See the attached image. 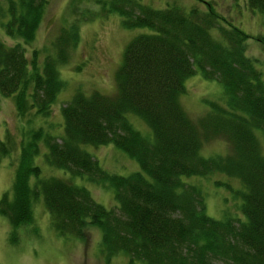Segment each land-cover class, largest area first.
I'll list each match as a JSON object with an SVG mask.
<instances>
[{"label": "trees", "instance_id": "16d2710c", "mask_svg": "<svg viewBox=\"0 0 264 264\" xmlns=\"http://www.w3.org/2000/svg\"><path fill=\"white\" fill-rule=\"evenodd\" d=\"M3 1L2 32L19 41H0V98L10 96L21 116L31 109L45 116L63 85L56 66L66 61L74 29L62 27L50 44L52 52L37 64L36 51L26 59L23 44H30L47 0ZM109 3L122 16V26L147 31L125 42L113 73L115 93L76 90L59 107L61 135L39 126L26 132L10 188L0 194V215L12 229L29 223L30 200L40 194L54 231L83 240V229L95 225L107 257L120 252L141 264H264V80L243 51L248 36L220 18L209 2L205 10L157 9L136 0ZM246 6L264 14V0H246ZM255 40L264 45V36ZM196 71L219 84L220 98L205 100V112L192 119L178 98L183 81ZM127 114L141 119L149 136L132 128ZM215 137L224 140L227 151L200 155L203 143ZM37 141L44 144L47 165L104 184L116 206L94 202L82 185L41 177L31 163ZM109 141L137 162L138 171L105 172L80 147ZM6 149L0 142V155ZM215 171L238 178L240 217H208L201 190L182 179Z\"/></svg>", "mask_w": 264, "mask_h": 264}, {"label": "rangeland", "instance_id": "374dc122", "mask_svg": "<svg viewBox=\"0 0 264 264\" xmlns=\"http://www.w3.org/2000/svg\"><path fill=\"white\" fill-rule=\"evenodd\" d=\"M110 0H47L44 5L40 22L36 27L30 44H23L26 59H30L32 49L35 61L41 63L44 54L52 52L50 44L62 27L74 29L75 42L68 46L66 61L56 66L58 78L63 81L62 87L56 93L49 112L41 115L25 111L24 115L17 114L10 96L0 98V142L6 146V153L0 155V194L9 190L13 180V170L19 159V148L29 138L30 130L36 127L50 135L61 133V114L59 107L76 92L83 94L99 91L102 95L115 93L113 73L120 63L121 51L127 40L135 33L145 32L146 28H128L121 24L122 16L110 7ZM152 8L178 6L180 9L197 6L206 9V3L220 18L229 21L231 26L240 28L248 38L245 40V56L253 58L255 68L264 80V45L255 40L264 36V14L250 9L246 0H136ZM5 1L0 0L4 7ZM119 4V3H117ZM1 18V17H0ZM3 18V17H2ZM219 18L221 24L225 23ZM4 19V18H3ZM216 37L214 29L210 30ZM0 41L6 45L19 41L16 37H7L0 26ZM184 92L180 93L178 103L186 116L197 119L205 112V100L220 98L219 84L213 79L204 80L197 71L183 81ZM132 128L142 136H149L148 129L141 119L127 114ZM125 116V117H126ZM37 152L31 158V163L39 166V175L62 178L74 185H82L92 196L94 202L113 208L116 203L110 188L104 184L88 181L86 176L72 175L66 170L47 165L44 161V144L37 141ZM81 149L90 153L99 167L105 172L116 175H128L138 171L137 162L128 157L122 150L112 145V142L91 146L80 145ZM199 151L200 155L211 156L224 154L228 146L222 138H213L204 142ZM33 177L28 182L32 185ZM187 184L196 185L204 199L205 214L212 219H223V216H239L237 202L240 198L234 193L242 190L238 178L228 177L215 171L204 177L194 175L182 177ZM42 196L37 195L30 200L31 217L29 223L20 224L12 229L8 220L0 215V264H141L138 259L129 260L128 254L115 252L107 257L100 245L99 230L95 225H87L83 229V240L74 235L58 234L50 227L46 208L42 204Z\"/></svg>", "mask_w": 264, "mask_h": 264}]
</instances>
